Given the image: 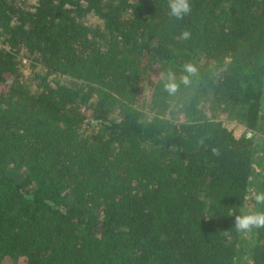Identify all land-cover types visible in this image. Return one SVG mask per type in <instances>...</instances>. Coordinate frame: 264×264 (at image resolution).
<instances>
[{
    "label": "trees",
    "instance_id": "16d2710c",
    "mask_svg": "<svg viewBox=\"0 0 264 264\" xmlns=\"http://www.w3.org/2000/svg\"><path fill=\"white\" fill-rule=\"evenodd\" d=\"M189 4L177 19L169 0H0V264H235L256 148L246 132L263 108L264 0ZM21 49L45 70L36 91ZM151 68L191 95L183 120L142 116ZM251 258L264 264V228Z\"/></svg>",
    "mask_w": 264,
    "mask_h": 264
},
{
    "label": "rangeland",
    "instance_id": "374dc122",
    "mask_svg": "<svg viewBox=\"0 0 264 264\" xmlns=\"http://www.w3.org/2000/svg\"><path fill=\"white\" fill-rule=\"evenodd\" d=\"M22 1L27 4H34L36 0ZM83 21L91 26L100 23V21L93 15H87L84 17ZM19 56L21 59L20 71L23 79L32 91H36L34 72L36 71L43 74L45 70L27 54L25 49L20 50ZM149 73L143 91L142 101L139 105V110L142 116L144 118L159 116L176 121L183 120L185 118L186 109L190 104L191 95L181 89L176 90L174 93H169L165 88V83L167 81L162 79V74L158 72L157 68H151ZM48 79H55L68 85H77V81L65 75L52 74ZM206 112L211 113L215 119L228 120L235 122L238 125H242L235 112H231L229 108L218 106L216 103H209ZM95 126L96 124L94 123L83 124L81 131L82 133H88ZM248 132H250V134ZM246 134L254 141L256 148L253 159V171L250 176L247 195L241 212L255 206L253 193L264 191V92L263 108L261 110L258 125L256 128L248 130ZM256 232L257 228H253L249 231L241 230L239 252L235 259V264H251V253L256 242ZM9 263L11 264V262Z\"/></svg>",
    "mask_w": 264,
    "mask_h": 264
},
{
    "label": "clouds",
    "instance_id": "9594fccd",
    "mask_svg": "<svg viewBox=\"0 0 264 264\" xmlns=\"http://www.w3.org/2000/svg\"><path fill=\"white\" fill-rule=\"evenodd\" d=\"M169 13L171 16L177 19L188 14L191 10L189 0H169ZM187 33H183L184 38L187 37ZM196 67L192 64H186L184 66L185 75L180 77V83L188 85L190 76L195 74ZM179 84L176 82V77L173 73L168 74L165 88L169 93H174ZM253 200L255 206L244 210L240 215L235 217V223L238 230L249 231L253 228H264V191L253 193Z\"/></svg>",
    "mask_w": 264,
    "mask_h": 264
},
{
    "label": "built area",
    "instance_id": "2783aa9c",
    "mask_svg": "<svg viewBox=\"0 0 264 264\" xmlns=\"http://www.w3.org/2000/svg\"><path fill=\"white\" fill-rule=\"evenodd\" d=\"M2 36H1V28H0V48L2 47ZM250 134V132H248Z\"/></svg>",
    "mask_w": 264,
    "mask_h": 264
}]
</instances>
